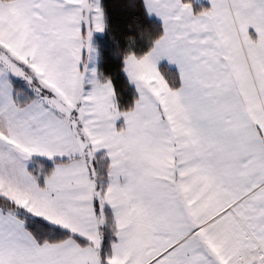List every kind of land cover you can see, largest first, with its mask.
<instances>
[{
    "label": "snow or ice",
    "instance_id": "1",
    "mask_svg": "<svg viewBox=\"0 0 264 264\" xmlns=\"http://www.w3.org/2000/svg\"><path fill=\"white\" fill-rule=\"evenodd\" d=\"M0 264H264V0H0Z\"/></svg>",
    "mask_w": 264,
    "mask_h": 264
}]
</instances>
